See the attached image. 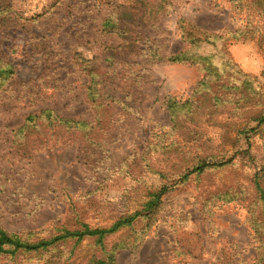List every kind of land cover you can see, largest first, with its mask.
I'll return each instance as SVG.
<instances>
[{
    "label": "rangeland",
    "instance_id": "374dc122",
    "mask_svg": "<svg viewBox=\"0 0 264 264\" xmlns=\"http://www.w3.org/2000/svg\"><path fill=\"white\" fill-rule=\"evenodd\" d=\"M126 1L14 0V24L0 30V48L15 64L19 78L0 93V223L10 232H32L33 239L58 228H80L81 222L108 227L122 214L141 210L150 193L167 187L156 223L135 250L118 252L117 264H254L257 245L246 204L257 190L252 177L264 167V124L258 126L251 120L250 109L242 108V103L240 107L215 104L209 109V97L202 94L208 90H202L207 72L200 65L142 62L132 66L137 71L147 69L145 79L133 99L122 100L118 122L107 139V154L102 157H85L76 143L57 144L30 160L11 152V131L30 111L54 107L65 116L93 118L86 101L87 79L74 56L80 52L95 58L106 43L119 41L102 34L100 25L115 4ZM241 1L246 7L237 10ZM253 2L175 0L157 26L144 31L165 54L179 52L187 46L179 19L210 32H233L258 24V18L249 17ZM261 22L251 37H228V53L216 61L223 55L235 64L225 71L223 82L234 86L233 72L239 69L255 80L264 95V18ZM241 90L231 92L230 97L239 98ZM170 99L193 103L200 111L196 121L191 123L193 117L182 114L174 127ZM162 137L173 150L178 148L180 158L203 156L224 165L192 174L185 181L178 171L166 167L167 177L143 169L130 176L115 169L126 160L132 164L131 154L142 151L148 139L154 147ZM160 159L151 156L150 162L158 166ZM179 165L187 166L182 161ZM219 193L238 194L246 202L218 200ZM140 226L136 224L137 231L123 228L109 235L106 243L111 247L116 241L129 240L141 232ZM72 245L66 243L42 255L3 256L0 264L56 263L70 254ZM75 247L72 257L77 261L97 251L89 239Z\"/></svg>",
    "mask_w": 264,
    "mask_h": 264
},
{
    "label": "trees",
    "instance_id": "16d2710c",
    "mask_svg": "<svg viewBox=\"0 0 264 264\" xmlns=\"http://www.w3.org/2000/svg\"><path fill=\"white\" fill-rule=\"evenodd\" d=\"M13 2L14 0H0V30L8 29L14 24ZM174 2L175 0H129L115 4L104 15L100 26L102 34L115 36L119 41L106 43L102 54L98 57L87 58L80 52L74 56L75 65L87 79L86 101L93 111V118L82 120L65 116L54 107L30 111L26 114L24 122L11 131V152L20 159L30 160L39 152L49 150L57 144L76 143L85 157L99 154L102 157L107 154L105 150L107 139L118 122L117 117L122 100L133 99L145 79L143 75L147 69L143 72L131 68L142 62L200 65L207 72L202 90H208H204L202 94L209 97L211 105L209 109H212L215 104L231 103L240 107L242 103V108L250 109L251 120L256 121L258 126L264 124V95L261 94L259 85L239 69L233 72L234 86L226 84L223 82L224 73L233 69L235 64L230 57L224 58L223 55L216 61V57L228 53L226 45L229 38L239 40L251 37V33H256L260 29L261 19L264 18V0H254L248 8L249 17L258 18V24L247 25L233 32H210L182 17L179 19V28L187 46L179 52L165 54L158 43L148 36L144 28H155ZM245 7L242 1L235 6L237 10H243ZM206 47H208L207 51ZM18 79L15 64L10 61L6 51L0 48V93ZM238 89H242L239 98L230 97L233 94L231 92ZM170 101L168 108L174 127L180 124L178 118L182 117V114L191 115L193 117L191 123L196 121L195 117L200 111L195 109L193 103L180 104L174 99ZM180 108L186 109L188 113L180 112L178 110ZM216 111L218 109L211 110L209 114ZM190 137L194 135L191 133ZM147 142L142 151L131 154L134 155L132 164L126 160L125 164L116 166L115 169L130 176H136V170L143 169L157 173L161 177H167L168 172L163 170L166 167L171 172L178 171L181 180L185 181L192 174L201 175L210 168L224 165L222 162L208 161L203 156L180 158L178 148L173 150V146L165 143L164 137L154 147L151 146L150 139ZM151 156L161 158L159 162L162 164L154 166L150 162ZM181 161L187 166L179 165ZM252 182L257 190L253 199L247 202L246 207L251 214L249 222L257 245V258L254 264H264V167L256 171ZM167 190V187H163L150 193L151 198L144 203L141 210L122 214L108 227H91L90 224L81 222L80 228H58L57 232L50 230L45 236L33 239L32 232L26 234L10 232L0 223V257L15 258L19 253L42 255L45 252L51 253L67 243L74 244L70 254L55 261L56 263L51 262L52 264H117L119 251L129 248L135 250L146 238L147 231L157 221V215L163 203L162 198ZM216 196L218 200L223 198L231 202L242 199L246 202V198H240L238 194L230 196L229 193H219ZM136 224H141L139 234L129 240L116 241L111 247L108 246L106 241L109 235L116 234L123 228L137 231ZM86 239L94 242L97 251L83 261H77L72 257L75 246Z\"/></svg>",
    "mask_w": 264,
    "mask_h": 264
}]
</instances>
